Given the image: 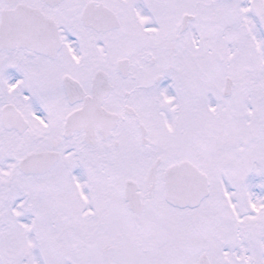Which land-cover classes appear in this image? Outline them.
I'll return each mask as SVG.
<instances>
[{"label":"snow or ice","instance_id":"6c2138e0","mask_svg":"<svg viewBox=\"0 0 264 264\" xmlns=\"http://www.w3.org/2000/svg\"><path fill=\"white\" fill-rule=\"evenodd\" d=\"M0 264H264V0H0Z\"/></svg>","mask_w":264,"mask_h":264}]
</instances>
